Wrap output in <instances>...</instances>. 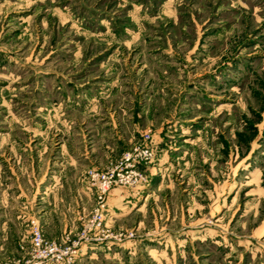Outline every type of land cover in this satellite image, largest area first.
I'll use <instances>...</instances> for the list:
<instances>
[{
    "label": "rangeland",
    "instance_id": "obj_1",
    "mask_svg": "<svg viewBox=\"0 0 264 264\" xmlns=\"http://www.w3.org/2000/svg\"><path fill=\"white\" fill-rule=\"evenodd\" d=\"M30 218L40 264H264V0H0V264Z\"/></svg>",
    "mask_w": 264,
    "mask_h": 264
},
{
    "label": "built area",
    "instance_id": "obj_2",
    "mask_svg": "<svg viewBox=\"0 0 264 264\" xmlns=\"http://www.w3.org/2000/svg\"><path fill=\"white\" fill-rule=\"evenodd\" d=\"M147 149L144 151H139L138 153L128 152L126 156V165L119 170H112L111 172L104 173H92V177L97 178L99 187L104 191L107 190L113 181L118 182H130L141 179L142 174L139 170L135 169L132 165L131 159L136 158L137 155L144 157L149 155ZM102 221V214L96 213L92 220V224L98 225ZM28 229L30 233L32 250L35 252L32 253L31 258L25 261H15L11 264H40L42 258L53 257L55 259L60 258L63 255V250L60 245L54 240H48L44 237L43 231L39 221L36 218H30L28 220Z\"/></svg>",
    "mask_w": 264,
    "mask_h": 264
}]
</instances>
